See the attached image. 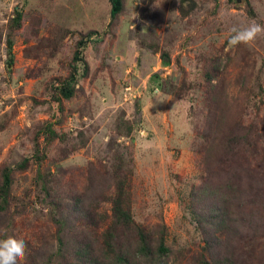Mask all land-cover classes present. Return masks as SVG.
Listing matches in <instances>:
<instances>
[{
	"label": "rangeland",
	"instance_id": "1",
	"mask_svg": "<svg viewBox=\"0 0 264 264\" xmlns=\"http://www.w3.org/2000/svg\"><path fill=\"white\" fill-rule=\"evenodd\" d=\"M110 2L0 0V168L14 169L0 219L44 261L57 251L51 204L90 189L91 165L109 184L93 204L110 200L120 171L133 220L154 241L165 231L169 264H193L206 254L191 195L205 178L206 121L216 149L239 125L247 152L264 162V36L228 44L233 27L264 26V0H122L114 19ZM79 40L82 58L72 63ZM74 65V95L56 101ZM48 125L58 137L47 139ZM104 199L97 212L109 214ZM239 237L225 234L244 245L236 262L264 264V233L249 249ZM62 262L53 255L50 264Z\"/></svg>",
	"mask_w": 264,
	"mask_h": 264
},
{
	"label": "trees",
	"instance_id": "2",
	"mask_svg": "<svg viewBox=\"0 0 264 264\" xmlns=\"http://www.w3.org/2000/svg\"><path fill=\"white\" fill-rule=\"evenodd\" d=\"M110 3V16L114 19L122 11V0H111ZM85 44L86 40L77 42L72 63L80 61ZM74 68L75 65L73 73L53 96L56 101L73 97L69 82L74 79ZM211 124L212 121H206L203 134L205 146L202 148L201 163L205 178L191 190L194 218L203 235L206 254L193 264H238L236 261L244 262L235 259L237 254L242 256L244 245L236 246L226 241L225 234L239 233V241H245L248 249L253 239H261L264 233V169L260 164L264 162L257 165L260 159H252L247 152L252 147L250 134H242L239 125L232 128L230 134L226 133V143H219V152L215 147ZM45 132L47 139L58 137L50 125L46 126ZM25 167L26 164L22 163L18 170ZM13 171L4 164L0 168V218L11 208ZM103 174L107 173L89 166L86 180L90 189L67 201L58 199L51 204L55 209L51 220L57 230L52 240L56 241L57 251L48 254L42 261L45 255L27 243L25 264H50L53 255L63 259L61 264H169L172 251L166 246L165 231L162 230L154 241L147 230L133 220L130 202L124 197L127 177L120 171L112 172L116 194L110 200L105 196V199L102 198L104 202L109 201V214L97 212L102 199L97 196L93 204L94 197L102 187H109L108 177ZM73 217L75 223L81 220L84 226H74ZM74 228L75 236L69 242L68 231ZM11 235V222L2 224L0 219V240ZM41 242L44 244L42 239ZM65 249L71 252L72 259H65Z\"/></svg>",
	"mask_w": 264,
	"mask_h": 264
},
{
	"label": "clouds",
	"instance_id": "3",
	"mask_svg": "<svg viewBox=\"0 0 264 264\" xmlns=\"http://www.w3.org/2000/svg\"><path fill=\"white\" fill-rule=\"evenodd\" d=\"M228 44L235 48L238 45H251L258 37L264 36V26L251 23L245 27H233ZM26 245L23 240L13 236L0 240V264H20L25 257Z\"/></svg>",
	"mask_w": 264,
	"mask_h": 264
},
{
	"label": "built area",
	"instance_id": "4",
	"mask_svg": "<svg viewBox=\"0 0 264 264\" xmlns=\"http://www.w3.org/2000/svg\"><path fill=\"white\" fill-rule=\"evenodd\" d=\"M126 90H128V89H126Z\"/></svg>",
	"mask_w": 264,
	"mask_h": 264
}]
</instances>
